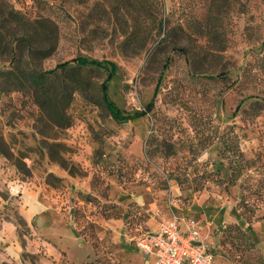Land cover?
I'll return each mask as SVG.
<instances>
[{"label": "rangeland", "instance_id": "1", "mask_svg": "<svg viewBox=\"0 0 264 264\" xmlns=\"http://www.w3.org/2000/svg\"><path fill=\"white\" fill-rule=\"evenodd\" d=\"M105 1L0 0V219L26 264L62 235L92 253L59 264H144L141 234L175 214L199 218L218 264H264V0ZM77 56L104 63L32 82Z\"/></svg>", "mask_w": 264, "mask_h": 264}, {"label": "built area", "instance_id": "2", "mask_svg": "<svg viewBox=\"0 0 264 264\" xmlns=\"http://www.w3.org/2000/svg\"><path fill=\"white\" fill-rule=\"evenodd\" d=\"M201 225L195 216L175 214L161 220L156 230L144 232L138 243L143 252L156 255L154 264H215L214 250L205 242Z\"/></svg>", "mask_w": 264, "mask_h": 264}, {"label": "crops", "instance_id": "3", "mask_svg": "<svg viewBox=\"0 0 264 264\" xmlns=\"http://www.w3.org/2000/svg\"><path fill=\"white\" fill-rule=\"evenodd\" d=\"M40 203V202H39ZM34 206V219H38V217L43 215L44 217H47V210L46 205L38 204L36 201H33ZM36 208V209H35ZM37 212L40 213V215H36ZM40 216V217H41ZM180 216H195L194 214H185ZM171 217V216H170ZM168 217V218H170ZM197 217V216H195ZM198 218V217H197ZM150 221V219H149ZM159 223L155 225L154 227H151L150 229L146 231H154L157 229ZM181 225L184 226V220H181ZM144 231V232H146ZM143 232V233H144ZM142 233V234H143ZM201 233L202 236L209 245L210 248L214 250L215 253V264L217 263V249L216 244L211 239L212 235L205 232L204 225H201ZM252 235L258 239L260 232L257 230H251ZM141 234V235H142ZM20 234L18 232V226L15 223V221L10 219H0V244L3 242V251L0 253V264H5L6 261H15L16 264H26V261L23 259V250L27 247L25 244L21 243L19 240ZM50 239H43V248L49 249L56 257H60L63 253V251L66 252L68 258L72 262L78 263L85 258H89V255L92 253L91 246L89 244H86L85 242H82L79 238V236L75 235V239L72 241L67 240V238L62 235L59 238H55L53 236H50ZM55 241L56 244L53 243ZM51 244L52 247H49L47 244ZM41 242L37 240H33L30 245L28 246L29 250H40ZM143 253V260L144 264H154L156 260V255L154 253ZM55 258L52 257L51 259L48 257H45L40 264H59L58 261H55Z\"/></svg>", "mask_w": 264, "mask_h": 264}, {"label": "trees", "instance_id": "4", "mask_svg": "<svg viewBox=\"0 0 264 264\" xmlns=\"http://www.w3.org/2000/svg\"><path fill=\"white\" fill-rule=\"evenodd\" d=\"M99 2H103L105 3L106 1L105 0H98ZM149 2L151 3H156L158 6H160L161 8L163 7V2L164 0H149ZM222 10H218L219 13H221ZM223 12V11H222ZM218 16L214 17L213 18H217ZM169 20V17L165 14H164L160 17V20H159V25L160 27H163V23L168 21ZM207 33H209L210 35L212 36H215L217 34V28L218 26L216 24H214L213 22L212 23H209V26L207 27ZM250 29V25H247V30ZM262 43L264 44V39L262 41ZM74 61V62H78L79 65H84V64H88V63H91V64H94L96 66H99V65H103L104 63V60H98V59H93V60H89L85 57H82V56H77L75 58H72L71 60H66V61H63V62H60L56 65V67L52 68V69H49V70H46V71H31L30 72V76H31V80L32 82H40L42 81L46 75H49L50 73L56 71L57 68L59 67H63V68H67L70 66V63ZM112 77V73H110L102 82L101 84V91H102V97L103 99L105 100V102H107L109 105L113 104V101L110 99V96L108 94V81L110 80V78ZM152 106V102H150L148 105H147V109H150ZM143 113V112H142ZM112 114L113 116H115L116 118H123L125 116H122L121 115V111L118 109V110H112ZM105 152H101V154H104ZM146 155L148 156L149 155V151L146 150L145 151ZM240 157V159L238 160H234L231 162V166H232V173H231V179L234 181V180H237L243 173V169H244V165L242 164V160L241 158L243 159V152L240 150L239 153H238ZM245 160V159H244ZM241 161V162H240ZM244 162L248 163V160H245ZM245 164V163H244ZM64 166L67 167V164H64ZM76 169H75V164H72L71 168H70V171L71 172H74ZM90 196L94 197L92 194H89ZM245 200V195H243V201ZM98 201L100 202V199H98ZM106 203L107 202H103V205L106 206ZM101 204V203H100ZM106 210V207H104L103 210H100L101 213L103 214V216L105 217H110V216H115L114 214L113 215H110L108 213L105 212ZM78 212H79V208H76V219L78 218ZM92 225H93V222L91 221L90 222ZM237 227H240V226H237ZM82 232V230H81Z\"/></svg>", "mask_w": 264, "mask_h": 264}]
</instances>
